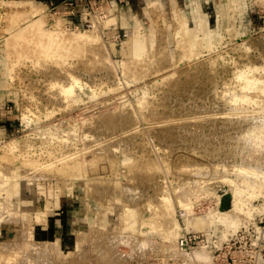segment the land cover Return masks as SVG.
<instances>
[{
  "label": "rangeland",
  "instance_id": "1",
  "mask_svg": "<svg viewBox=\"0 0 264 264\" xmlns=\"http://www.w3.org/2000/svg\"><path fill=\"white\" fill-rule=\"evenodd\" d=\"M63 1L0 0V264H264V0H96L83 58L19 53Z\"/></svg>",
  "mask_w": 264,
  "mask_h": 264
},
{
  "label": "bare ground",
  "instance_id": "2",
  "mask_svg": "<svg viewBox=\"0 0 264 264\" xmlns=\"http://www.w3.org/2000/svg\"><path fill=\"white\" fill-rule=\"evenodd\" d=\"M222 1V4H224L225 3V0H221ZM231 1V0H230ZM153 4H156V5H158L159 6V4H157V2L155 1V2H149V6L150 5H153ZM229 4V3H228ZM225 5H227V3L225 4ZM113 6V5H112ZM112 6H110V7H112ZM31 7H33V6H31ZM108 7V6H107ZM116 7V6H115ZM153 7V6H152ZM224 7V6H223ZM232 7V6H231ZM34 9V8H33ZM44 8L43 7H36V10H35V12H32V15L30 16V19L31 20H29V23H30V25L34 22V21H38V15H39V13L40 12H43L44 10H43ZM154 9V8H153ZM225 9V8H224ZM105 10V9H104ZM111 11H112V9H111ZM154 11V10H153ZM230 11V10H229ZM97 12V11H96ZM113 12V11H112ZM118 12V11H117ZM158 12V11H157ZM232 12V11H231ZM107 13H108V11H107ZM106 13V14H107ZM113 13H115V12H113ZM179 13V12H178ZM225 13V12H224ZM106 14H104L105 16H106ZM109 14H110V11H109ZM153 14V13H152ZM103 15V16H104ZM108 15V14H107ZM118 15L120 16L119 18H121V20H122V23L124 22L125 24L126 23H130V20L126 17V13H125V11H123V9L122 8H120V11H119V13H118ZM154 15V14H153ZM175 15V14H174ZM180 15V14H179ZM97 16V15H96ZM102 16V17H103ZM111 16V15H110ZM110 16H107V17H110ZM114 16V15H113ZM116 16V15H115ZM176 16V15H175ZM107 17H105V18H107ZM223 17V16H222ZM221 17V18H222ZM234 17V16H233ZM154 18H156V17H154ZM158 18V17H157ZM64 19V18H63ZM160 19V18H159ZM232 19V18H231ZM66 19H64L63 21L60 19V21H59V24H60V26L59 27H57V28H53V29H46V28H43V27H41L40 25H39V30L38 29H35V30H32L31 31V35H25V34H21V39H22V42H23V44H22V47H21V50H23V52H19V53H25L26 55L28 54V55H35L36 56V54H37V52H38V50H48V51H50V53L51 54H49V55H45V56H42V58H53L55 61H61V60H64L65 58H67L68 57V55L70 54H75V55H77L76 53H78L81 49H82V46L83 45H86V44H88V42L89 43H92V41H94V39H95V36H96V38L98 37L97 35H96V33H95V35H94V30L96 29V25L94 26V27H92L91 29H80L81 27H78L77 25H74L75 27H77V28H74L73 30H72V34H73V39H72V35H70V34H65L66 33V31L64 30V28L62 27V25L61 24H63L64 26H65V29H66V26H73V24L72 23H68V21H65ZM103 20H105V19H103ZM102 20V21H103ZM115 20V19H114ZM157 20V19H156ZM108 21V20H107ZM117 21V20H116ZM103 22H106V20L105 21H103ZM115 22V21H114ZM135 22H136V24H137V26L135 27V30L137 29L138 31L140 30V28H139V24H138V22H137V20H135ZM157 22H158V20H157ZM227 22V21H226ZM109 22H107V24H108ZM112 23H113V20H112ZM117 23H118V21H117ZM123 23V24H124ZM182 23V22H181ZM104 24V23H103ZM114 24V23H113ZM4 25V24H3ZM106 25V24H105ZM110 25V24H109ZM221 25V24H220ZM233 25V24H232ZM22 26H24V25H21L20 27H22ZM115 26V25H114ZM181 26V25H180ZM103 27V26H102ZM111 27V26H110ZM234 27V26H233ZM19 28V27H18ZM18 28L15 30V31H13V32H11V33H15L17 30H18ZM68 28V27H67ZM227 28H229V27H227ZM69 29V28H68ZM113 29V28H112ZM157 29H159V27L157 28ZM177 29V28H176ZM185 29V28H184ZM78 30V31H77ZM162 30V29H161ZM1 31V30H0ZM228 31V30H227ZM141 32V31H140ZM180 32V31H179ZM229 32V31H228ZM131 33V32H130ZM135 33H139V32H134L133 34H134V36L135 37H132L133 39H132V48H131V50H132V54L135 56H140L141 54H143V52H144V50H146V48L144 47L145 45H144V41H143V39L142 38H140V35H138V34H136L135 35ZM162 34V33H161ZM179 34V33H178ZM133 36V35H132ZM185 36V35H184ZM145 37V36H144ZM180 37V36H179ZM182 37V36H181ZM98 39V38H97ZM130 39H131V36H130ZM158 39H159V37H158ZM157 39V40H158ZM176 39H177V37H176ZM144 40H145V38H144ZM181 40V39H180ZM184 40V39H183ZM162 41H163V39H162ZM178 41H179V39H178ZM200 41V40H199ZM184 42V41H183ZM179 43V42H178ZM177 44V43H176ZM189 44V43H188ZM180 45V44H179ZM130 46V45H129ZM200 46V45H199ZM199 46H198V48H199ZM157 47V46H156ZM192 47V46H191ZM181 48H182V46H181ZM180 48V49H181ZM180 51V50H179ZM85 52H86V50H85ZM24 54V55H25ZM87 54V53H86ZM25 55V56H26ZM82 55H84L83 53L81 54V56ZM77 56H80V54L79 55H77ZM81 56H80V58H81ZM87 56V55H86ZM91 56V55H90ZM92 56H95L94 54L92 55ZM91 56V57H92ZM143 56H144V54H143ZM142 55H141V57H142V59L144 58ZM147 56V55H146ZM34 57V56H33ZM70 57V56H69ZM71 57H73L74 59H75V57L74 56H72L71 55ZM85 57V56H84ZM91 57H88L89 58V60H90V58ZM141 57H139V58H141ZM32 58V57H31ZM36 58H38L37 56H36ZM41 58V57H40ZM82 58H83V56H82ZM88 58H86V59H88ZM6 59V58H5ZM77 59H79V58H77ZM85 59V58H84ZM84 59H83V61H84ZM93 59V58H92ZM156 60H157V58H156ZM41 62H42V60H40ZM48 61V60H47ZM78 61V60H77ZM87 61V60H86ZM91 61V60H90ZM6 62H8V61H6ZM5 62V63H6ZM46 62V61H45ZM68 62V61H67ZM66 62V63H67ZM92 62V61H91ZM90 62V63H91ZM44 63V62H43ZM43 63H41L42 65H43ZM48 63V62H47ZM46 63V64H47ZM53 63H55V62H53ZM84 63V62H83ZM60 64V63H59ZM79 65L81 64L82 66L81 67H83V64L80 62V63H78ZM86 64V63H85ZM93 64V63H92ZM159 64V63H158ZM45 65V64H44ZM67 64H65V66H66ZM77 64H75L74 66H76ZM78 65V66H79ZM89 65V64H88ZM94 65V64H93ZM6 66V65H5ZM61 66V65H60ZM157 66H159V65H157ZM87 67V66H86ZM92 67H94V66H92ZM77 68V67H76ZM88 68V67H87ZM86 68V69H87ZM95 68V67H94ZM8 69V68H7ZM6 69V70H7ZM69 69V68H68ZM85 69V68H84ZM90 70H91V67L89 68ZM88 70V69H87ZM93 71L95 70V69H92ZM91 70V71H92ZM8 71V70H7ZM92 71V72H93ZM9 72V71H8ZM73 72V71H72ZM74 73V72H73ZM75 73H76V70H75ZM72 74V73H71ZM7 75H9L8 73H7ZM70 76V75H69ZM72 76V75H71ZM75 76V75H74ZM58 79V78H57ZM78 78H74V80L76 81ZM255 80V79H254ZM73 81V80H72ZM78 82H80L79 80H77ZM251 81H253V80H251ZM250 81V82H251ZM254 82V81H253ZM73 83V82H72ZM248 83V82H247ZM251 85V84H250ZM67 90L66 91H68V92H71L72 90H73V86H72V84L70 85V86H68L67 88H66ZM77 97V96H76ZM78 98H82V96L80 97H77V98H75L76 100L78 99ZM141 103V102H140ZM141 106V105H140ZM139 106V107H140ZM144 106V105H143ZM143 106H141V107H143ZM139 109V108H138ZM141 114V113H140ZM116 119V118H115ZM122 119V118H121ZM108 121H110V119H108ZM113 121V120H112ZM131 121V120H130ZM134 121V120H133ZM114 126V125H113ZM49 141V140H48ZM42 142V141H41ZM14 143V142H13ZM16 143V142H15ZM21 144V143H20ZM14 145H16V144H14ZM27 145V144H26ZM44 145V144H43ZM51 145V144H50ZM49 145V146H50ZM13 146V145H12ZM46 147V146H45ZM52 147V146H51ZM55 148V147H54ZM58 148V147H57ZM46 149V148H45ZM51 150H52V148H51ZM12 151H13V149L11 150V153H12ZM5 152V151H4ZM7 152V151H6ZM53 152V151H52ZM15 153V152H14ZM53 153H55V152H53ZM53 153H51L52 155H54ZM133 153H134V151H133ZM22 154H23V152H22ZM50 154V157L52 156ZM66 154V153H65ZM28 155V154H27ZM26 155V156H27ZM60 155V154H59ZM23 156H24V154H23ZM6 157V156H5ZM38 157V156H37ZM68 157V156H67ZM9 158V157H8ZM31 158V157H30ZM46 158V157H45ZM70 158H73V157H71V155H70ZM76 158V157H75ZM93 158V157H92ZM137 158V157H136ZM135 158V159H136ZM15 159V158H14ZM13 159V160H14ZM28 159V158H27ZM95 160H96V158H94ZM9 160V159H8ZM29 160V159H28ZM72 160V159H71ZM71 160H69V162L66 164V163H63V165L62 166H60L59 167V169H58V172H60V173H65V174H67V175H73V174H75L76 172L77 173H81V172H83V165L81 164V160H77V159H75V161H71ZM73 160H74V158H73ZM93 160V159H92ZM91 160V161H92ZM94 160V161H95ZM15 161V160H14ZM81 161V162H80ZM148 161V160H147ZM7 162V161H6ZM5 162V163H6ZM12 162V161H11ZM19 162H22V161H20V158H19V161L18 162H15V164H18ZM67 162V161H66ZM138 162V161H137ZM87 163V162H86ZM12 164V163H11ZM10 164V165H11ZM14 164V163H13ZM26 164H29V163H26ZM27 166V165H26ZM29 166V165H28ZM124 167V166H123ZM132 167H133V165H132ZM134 167H138V166H134ZM17 167H15V168H11V170L9 169V170H5V173H13L14 174V169H16ZM86 168V167H85ZM55 170V169H54ZM95 170V169H94ZM117 170V169H116ZM135 171V170H134ZM83 174V173H82ZM126 174V173H125ZM80 175V174H79ZM6 176V175H5ZM140 178H142V177H140ZM144 178V177H143Z\"/></svg>",
  "mask_w": 264,
  "mask_h": 264
},
{
  "label": "built area",
  "instance_id": "3",
  "mask_svg": "<svg viewBox=\"0 0 264 264\" xmlns=\"http://www.w3.org/2000/svg\"><path fill=\"white\" fill-rule=\"evenodd\" d=\"M94 5H96V0H93V4L90 6H83L80 9L75 5V0H64L59 7L55 6L56 10L54 11V14L69 19V24L72 23L78 27L85 25L88 28H92L96 25V6L94 7ZM103 14H106V12ZM76 17L78 19H76Z\"/></svg>",
  "mask_w": 264,
  "mask_h": 264
},
{
  "label": "crops",
  "instance_id": "4",
  "mask_svg": "<svg viewBox=\"0 0 264 264\" xmlns=\"http://www.w3.org/2000/svg\"><path fill=\"white\" fill-rule=\"evenodd\" d=\"M154 1H156V0H146V2L148 3V2H154ZM174 0H172V2H173ZM159 2V1H158ZM159 4V3H158Z\"/></svg>",
  "mask_w": 264,
  "mask_h": 264
}]
</instances>
